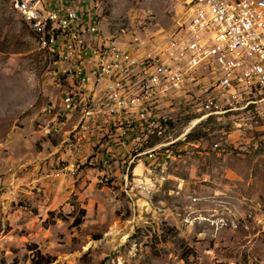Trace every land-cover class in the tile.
I'll use <instances>...</instances> for the list:
<instances>
[{
  "label": "rangeland",
  "instance_id": "1",
  "mask_svg": "<svg viewBox=\"0 0 264 264\" xmlns=\"http://www.w3.org/2000/svg\"><path fill=\"white\" fill-rule=\"evenodd\" d=\"M183 1L105 0L104 9L159 51ZM22 19L11 0H0V196L11 199L12 214L0 208V264H31V244L51 264H264V114L192 125L196 119L171 99L152 115L159 127L125 124L80 148L66 140L81 112L56 135L50 130L63 115L47 110L61 84ZM77 148L74 168L68 153ZM38 164L35 190L47 203L3 197L4 179L27 188Z\"/></svg>",
  "mask_w": 264,
  "mask_h": 264
},
{
  "label": "built area",
  "instance_id": "2",
  "mask_svg": "<svg viewBox=\"0 0 264 264\" xmlns=\"http://www.w3.org/2000/svg\"><path fill=\"white\" fill-rule=\"evenodd\" d=\"M183 3L176 31L156 51L128 19H109L104 0H11L61 84L60 98L47 108H63L51 132H61L73 112H81L76 129L83 137L77 139L85 148V139L125 124L159 127L152 115L171 99L196 120L237 112L262 116L264 0ZM80 148L68 153L74 168Z\"/></svg>",
  "mask_w": 264,
  "mask_h": 264
},
{
  "label": "crops",
  "instance_id": "3",
  "mask_svg": "<svg viewBox=\"0 0 264 264\" xmlns=\"http://www.w3.org/2000/svg\"><path fill=\"white\" fill-rule=\"evenodd\" d=\"M37 166H38V168H34L32 170V172L30 174L31 178H29V179H33V184L29 185L27 183L26 184V186H28L27 188H22L21 189V188L17 187L14 184L13 180H10V179H7V178L4 179V181L1 184V185H4L3 189L6 190V192L3 194V197H5V196H7L9 194V196L10 195L12 196V197L10 196V198H12V200L15 199V197H24V198L33 200L34 204L37 203V202L40 203V204L47 203V196H44L42 199L38 200V198L40 196L39 192L41 191V187L37 188L38 192L35 190L37 184L40 185V183H36L37 182V178H35V177H37L39 175V173H38L39 164ZM29 179H27V180H29ZM41 182H43V181L41 180ZM17 189H19V190H17ZM44 191H46V190H44ZM43 199H44V201L42 202ZM10 204H11V199H10V201H6L5 202L3 199H1V196H0V208H2V211L5 212V214L12 215L8 211V208H9Z\"/></svg>",
  "mask_w": 264,
  "mask_h": 264
},
{
  "label": "trees",
  "instance_id": "4",
  "mask_svg": "<svg viewBox=\"0 0 264 264\" xmlns=\"http://www.w3.org/2000/svg\"><path fill=\"white\" fill-rule=\"evenodd\" d=\"M192 134H189L191 140L196 141L202 137L201 135L192 137ZM28 248L32 251L31 264H51L54 261L53 257L40 251L36 244H31Z\"/></svg>",
  "mask_w": 264,
  "mask_h": 264
},
{
  "label": "bare ground",
  "instance_id": "5",
  "mask_svg": "<svg viewBox=\"0 0 264 264\" xmlns=\"http://www.w3.org/2000/svg\"><path fill=\"white\" fill-rule=\"evenodd\" d=\"M105 1V0H104ZM15 5H23V0H16ZM21 14H23V12H20ZM82 118V116H81ZM199 120H196L193 122L192 125L196 124ZM80 124H83V118L80 122ZM191 127V126H190ZM190 129V128H189ZM192 129V128H191ZM75 136V138H73L72 140H74L75 146H80V141L77 138H82L83 137V129H78L75 134L73 135V137ZM71 141V139H69ZM87 139H85L86 142ZM88 141V140H87ZM87 144V143H86Z\"/></svg>",
  "mask_w": 264,
  "mask_h": 264
}]
</instances>
